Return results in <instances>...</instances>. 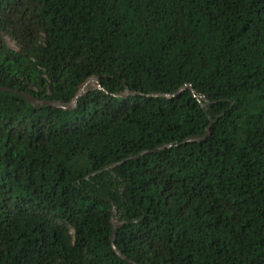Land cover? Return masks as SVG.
Wrapping results in <instances>:
<instances>
[{"label":"trees","instance_id":"16d2710c","mask_svg":"<svg viewBox=\"0 0 264 264\" xmlns=\"http://www.w3.org/2000/svg\"><path fill=\"white\" fill-rule=\"evenodd\" d=\"M91 78L0 91V264H264V0H0V87Z\"/></svg>","mask_w":264,"mask_h":264},{"label":"water","instance_id":"95a60500","mask_svg":"<svg viewBox=\"0 0 264 264\" xmlns=\"http://www.w3.org/2000/svg\"><path fill=\"white\" fill-rule=\"evenodd\" d=\"M99 87V85H98ZM185 90H191L192 94L195 96V92L192 90V88L187 85L183 88H181L176 94L174 95H156L155 97H160V98H164V99H173L177 94L185 91ZM0 91L2 92H13V93H16L20 96H22L23 98H25L29 103H31L32 105H34V107L36 108H39L40 106L42 105H45V106H49V107H53V108H57V109H65V110H69V109H73L77 103V99L78 97L82 94V90H80L77 95L74 97V99L72 100V102L68 105H65L63 102L61 101H57V102H49V101H37L35 99H33L31 96L27 95V94H22V93H19L18 91H13V90H10L8 88H4V87H0ZM213 124V121H210L209 122V126L207 127L206 129V133L203 137H192V138H189L185 141V143H191V142H202L204 141L208 136H209V128L210 126ZM166 147H170L169 145H161L159 146L157 149L153 150V151H144V152H141L140 154L138 155H135V156H132V157H129L127 159H124L122 160L121 162H118V163H115L113 164L112 166H110L109 168H114L118 165H121L123 163H125L126 161L128 160H134V159H138L140 158L141 156L145 155V154H148V153H151V152H157V151H160ZM113 215H115V211H113ZM119 226V223H115L113 222L112 220V227H113V230H112V233H111V246L112 248L115 250V234H116V230ZM116 252V251H115ZM119 256L120 254L118 252H116ZM124 260L128 261L127 259L123 258ZM130 263H132L131 261H128Z\"/></svg>","mask_w":264,"mask_h":264},{"label":"rangeland","instance_id":"374dc122","mask_svg":"<svg viewBox=\"0 0 264 264\" xmlns=\"http://www.w3.org/2000/svg\"><path fill=\"white\" fill-rule=\"evenodd\" d=\"M6 40H7L8 45H9L12 49L15 50L16 47H15L14 43H13L10 39H8V38H7ZM87 87H98L96 79H95V78H91V79H89V80L83 85V87L81 88L82 93L85 91V89H86ZM113 222L118 223V220H117V219H113Z\"/></svg>","mask_w":264,"mask_h":264}]
</instances>
